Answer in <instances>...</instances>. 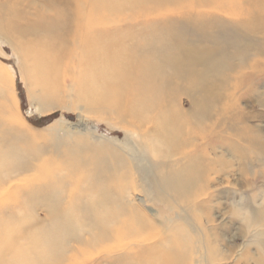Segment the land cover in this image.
Instances as JSON below:
<instances>
[{"label":"rangeland","instance_id":"1","mask_svg":"<svg viewBox=\"0 0 264 264\" xmlns=\"http://www.w3.org/2000/svg\"><path fill=\"white\" fill-rule=\"evenodd\" d=\"M177 1L180 4L163 2L150 14L149 2L127 9L124 18L108 28L114 33L119 29L117 37L128 41L140 37L142 46L164 40L172 41L173 48L208 46L227 59L225 100L213 106L215 119L211 117L209 128L214 132L221 110L219 131L224 136L219 141L211 136L207 153L210 160L220 156L223 166L213 165L220 171L208 174L207 187L196 185L190 193L179 194L154 186L146 202L138 200L131 159L115 143L96 136L114 135L85 133L69 126L65 117L38 128L22 116L17 74L7 64L8 46L2 38L19 49L18 77L27 99L32 92L34 99L44 100L40 115L71 112L108 121L120 130L133 129L108 112L88 110L79 100L85 64L81 22L53 18L44 10L46 4L38 2L34 8L44 11V23L32 35L0 26V264H240L242 256L264 257V9L251 10L244 5L247 0H214L210 7ZM221 2L228 4L227 11L219 9ZM234 3L244 10L241 14L231 11ZM36 21L30 14L28 22ZM29 45L31 55H40L41 71L48 74L41 72L39 80L30 69L33 61L24 55ZM178 98L190 109L188 95ZM182 124L196 135L200 131L196 114ZM179 166L173 164L174 169ZM157 171L161 180L163 171ZM145 178L151 185L153 173ZM211 241L217 245L216 262L207 253Z\"/></svg>","mask_w":264,"mask_h":264},{"label":"bare ground","instance_id":"2","mask_svg":"<svg viewBox=\"0 0 264 264\" xmlns=\"http://www.w3.org/2000/svg\"><path fill=\"white\" fill-rule=\"evenodd\" d=\"M175 1L180 4L177 0L0 1V26L14 30L19 35H32L34 30L41 29L43 26L44 22L42 23L40 20L43 19L44 11H38L34 8V5L39 4L38 2L46 4H44L46 6L44 10L52 12L53 16H51L53 18L62 17L63 19H70L77 23L81 22L80 30L83 37V45L80 48V54L85 64L82 66V79L78 86V91L80 89L79 100L81 103L85 102L88 110L95 109L98 115L108 112L114 115V118L119 122L124 121L127 125L133 127V129L129 131L120 130L108 121L85 119L71 112H67L66 114L56 112L60 113V115L57 117L58 120L55 118L53 122L63 120L65 117L71 123L68 124L69 126L84 130L85 133H95L94 135H96L101 131V134L114 135V137H105L103 134L96 136H103L108 142L115 143L119 151L131 159L135 172V186L138 189L137 191H139L138 200L140 202L147 201V197L154 193V186L158 190L167 188V190L176 191L179 194L183 192L190 193L196 189V185L207 187L210 183L208 174L211 171H214V173H219L220 171L219 169L213 170V165L219 164L220 167L223 166L220 156H217L218 160H210L207 153L210 148L211 136L216 137L217 141L223 139L224 136L220 132V128L223 126L221 110H218L216 113V116L219 115V117L214 121V132L209 131V128L211 122H213L211 121V117L215 119L212 116L213 106L216 105L217 108L225 100L226 84L228 83L225 71L226 64H228L226 62L227 59L224 56L216 54V48L208 46L173 48V42L166 40L156 43L149 42L142 46L139 44L140 37L137 36L134 41H128L122 35H118L119 37H117L116 33L119 29L114 33L113 30L108 28L116 20L123 19L127 9L137 8L141 4L149 2V5L146 6V10L148 11L146 13L150 14L161 3L165 2L166 5H171ZM211 1L214 0H194V4L199 5L204 3L210 7ZM260 1L247 0L244 5H249L251 10L254 8H257V10L264 9V3ZM226 5L228 4L221 2L218 7L220 10L227 11ZM233 6L234 9L231 8V11L236 10L239 14L244 11L242 7L236 6L235 3ZM30 14L36 15L39 21L30 24L28 22ZM247 14L253 15V20L254 18L257 19V16L254 14H249V12ZM156 27L158 28V26ZM148 33L152 34L150 31ZM115 38L117 39L115 40ZM1 43L10 49L7 64L14 69V74H17L16 79L20 80L24 91L23 81L18 77L17 73L18 62L21 57L19 49L15 48L14 44L16 43L12 40L8 39L6 41L2 38ZM127 43L129 44L128 46ZM31 45L26 47L28 50L24 55L27 60L33 61V67L30 69H32V74L36 80H39V75L41 76V72L43 71H41L37 62L40 55L38 52L33 51L31 55V50L29 49L32 48ZM242 51H239L237 55L242 56ZM223 58L225 60H222ZM44 74L45 76L48 75ZM41 90L39 93L46 98V94ZM29 94L28 99L26 95V107L22 106L21 101L22 116L38 128L51 125L53 122L44 127L35 125V122H39L49 114L40 115L41 113L38 112V109L42 108L44 100L41 98H35V100L32 92ZM182 94L189 96L190 109L185 108L179 102L180 99L178 97ZM31 97L35 101L31 100ZM80 109L82 111V107ZM193 114H196L200 118V131L197 135L191 129H186L182 124V120ZM67 115L74 116L75 120H69ZM65 119L64 122H66ZM208 120H210V123H206ZM215 131L219 133L216 134ZM173 164H180V166L174 169ZM157 169L163 171L161 180L158 178ZM152 173L151 185H147L146 181H144L145 175L147 174L149 177ZM147 206L149 209L155 211L153 206ZM171 243L173 242L171 241ZM185 245L187 244L185 243ZM207 251L210 255V261L220 260L217 256V245H215L214 241L210 242ZM237 262L240 264H264V257L242 256Z\"/></svg>","mask_w":264,"mask_h":264},{"label":"water","instance_id":"3","mask_svg":"<svg viewBox=\"0 0 264 264\" xmlns=\"http://www.w3.org/2000/svg\"><path fill=\"white\" fill-rule=\"evenodd\" d=\"M5 50H6L7 52H10V49H9V48H5ZM16 85H17V89H18V91H19V97H20V99H21V101H22V106H23V107H26V105H27L26 94H25V92H24L23 89H22V85H21V82H20L19 79L16 80ZM59 115H60V113H55V114H53V115H50V116L44 117V118H42L39 122H35V125H38V126H40V127L47 126V125H49L51 122H53L55 118L59 117ZM67 117H68L69 120H72V121L75 120L74 116H72V115H67Z\"/></svg>","mask_w":264,"mask_h":264}]
</instances>
